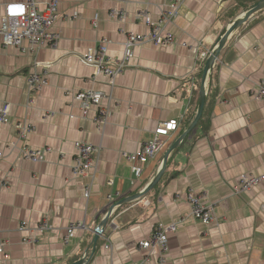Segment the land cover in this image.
<instances>
[{"label": "crops", "instance_id": "1", "mask_svg": "<svg viewBox=\"0 0 264 264\" xmlns=\"http://www.w3.org/2000/svg\"><path fill=\"white\" fill-rule=\"evenodd\" d=\"M10 1L26 0H0V19ZM47 1L36 0L38 10ZM237 1L186 0L164 27L174 42L135 46L113 86L82 56L107 40V54L120 59L126 38L149 30L138 11L157 23L171 9L170 0H59L51 30L59 34L55 44L25 41L21 51L0 40V105L9 103L10 120L0 123V264H72L86 253L84 264H157L159 248L139 241L172 223L177 228L167 232L164 264H264V182L234 191L241 175H264V99L255 95L264 69V8L231 33L214 63L217 94L207 133L195 131L169 154L150 197L119 203L151 183L187 129L194 75L222 31L245 11L232 18ZM32 73L46 82L31 89ZM87 89L111 96L101 127L82 116L74 97ZM170 120L177 129L163 137L160 152L136 177L124 154L151 141L160 123ZM16 123L31 129L21 136ZM77 141L98 148L93 173H73ZM24 146L45 150L40 161L20 157ZM188 190L212 205L213 221L191 215ZM111 208L93 250L95 229ZM42 222L49 229L39 232ZM21 223L27 228L20 230ZM76 223L84 226L69 234L67 227Z\"/></svg>", "mask_w": 264, "mask_h": 264}, {"label": "built area", "instance_id": "2", "mask_svg": "<svg viewBox=\"0 0 264 264\" xmlns=\"http://www.w3.org/2000/svg\"><path fill=\"white\" fill-rule=\"evenodd\" d=\"M171 9L161 12L160 19L157 23H152L146 13L138 11L137 16H141L145 25L149 27L147 33L129 35L123 42V55L120 59H113L107 54V40H102L93 47L87 49L82 56V61L94 67L96 74L105 75L109 79L110 86L114 85V78L122 73L125 69L126 62L133 56V49L135 46L145 42L154 45H168L174 42V35L166 31L164 27L170 23L178 15L179 7L184 4L186 0H170ZM59 0H48L43 10H38L36 0L26 1H10L4 3L3 13L0 19V40L4 46H14L21 51H26L24 42L27 41L32 46L41 47L44 45L55 44L59 34L52 32L53 24L57 18ZM211 51V50H210ZM210 51L205 57L208 56ZM40 64L39 62H37ZM46 82L43 74L32 73L28 75V83L31 89ZM256 97L264 99V69L261 77L257 81ZM75 99L79 103V107L83 117L92 119L99 127L103 126L110 115L111 108L109 105L110 95H106L101 90L87 89L78 91L74 94ZM105 99V100H104ZM105 101V102H104ZM9 120V103L0 105V123H8ZM20 135L24 136L26 132L31 129L29 124L16 123L15 125ZM176 120H170L160 123L154 131V136L151 141L144 143L140 149L133 153H125V158L130 163L132 174L139 177L145 166L156 157L164 145L163 137L170 131L177 129ZM76 156L72 171L76 175H84L86 173H93L94 171V155L98 152V148L91 143L82 141L75 142ZM14 147V145H13ZM45 150H35L27 146L19 149L20 157L33 161H40ZM2 151H0V157ZM264 182V175L255 176L250 174H243L238 177L234 185L236 193L250 190L253 187ZM86 197L89 195V190L85 193ZM186 200L190 206V213L192 216L204 222L213 221V207L206 204L204 199L193 190H188L186 193ZM84 223L70 224L67 227V232L76 227H83ZM20 230L27 228L26 223H21ZM177 225L170 224L168 226L159 225L152 235L147 240L139 241V246L147 247L150 250L159 248V255L155 257L157 264H164L162 257L166 251V244L168 243L167 232L176 231ZM36 229L39 232H44L49 229L47 222H42ZM111 245L106 244V248ZM4 251V243L0 242V253Z\"/></svg>", "mask_w": 264, "mask_h": 264}, {"label": "water", "instance_id": "3", "mask_svg": "<svg viewBox=\"0 0 264 264\" xmlns=\"http://www.w3.org/2000/svg\"><path fill=\"white\" fill-rule=\"evenodd\" d=\"M262 8H264V0H260L256 3H254L253 5L249 6L242 14H240L239 16L234 18L233 21L231 22V24L222 31V34L217 38V41H216L214 47L211 49L210 53L208 54V56L206 57V60H205V64L203 67V78H202V86L200 89V98H199V103H198V109H197V112H196L193 120L191 121V123L189 124L187 129L181 134V136L176 141H174V143L169 147V149L167 150V152L165 153V155L163 157L162 166L159 169L156 176L154 177V179L151 181V183H149L140 193H137V194H134L128 198H125L122 201H120L119 203H124V202L135 200V199L139 198L144 193L151 190L159 182V180H160V178L164 172V169L166 167L167 160L169 158V154L186 138L187 134L197 125L198 121L200 120V118L202 116V112H203V108H204L205 100H206L207 79L210 76L211 69L214 66V63L216 62V59L220 53V50L224 47L225 42L227 41V39L231 35V33L237 27H239L242 24V22H244L246 19H248L254 12H256ZM112 208L110 209V211H108L107 216L102 221V223L95 229L93 241H92V244H93L92 249L93 250L96 246V242L98 240V237L103 232V228L106 224L107 218L109 217V215L111 213ZM86 256H87V253L83 256L82 259H80L79 261H76L72 264H83L86 260L85 259Z\"/></svg>", "mask_w": 264, "mask_h": 264}, {"label": "trees", "instance_id": "4", "mask_svg": "<svg viewBox=\"0 0 264 264\" xmlns=\"http://www.w3.org/2000/svg\"><path fill=\"white\" fill-rule=\"evenodd\" d=\"M258 1H260V0H238L233 14H231V16H233L232 18L236 17V15H237L236 13L238 11L240 12V10L241 11L246 10L249 6L253 5L254 3H256ZM205 60H206V57H203V60L200 61V66L194 75V81H193L191 95H190L189 102H188V111H187L188 118H189V116H191V117H190L189 121L188 120L186 121L187 122L186 127L189 126V124L191 123L190 120H192L194 118V116L197 112V109H198V103H199V98H200V89L202 86V78H203V67L205 64ZM213 67H212V69H213ZM212 69H211L210 76L207 79V88L208 89H206V100H205V105L203 108L202 116H201L200 120L198 121L197 125L187 134V136L194 133L197 130L201 131L202 135L206 134L209 127H210L209 111H210V108H212V106H213V103H214V100L216 99V94H217L215 91H213V88H212V83H211ZM190 113H191V115H190ZM177 148H175L173 151H175ZM169 160L170 159H168V161H167L165 169L168 167ZM164 173H165V170H164ZM174 176H176V175L174 174V175H171L170 177H174ZM158 186H159V183H157L151 190L144 193L143 196L150 197L151 194L153 193V191L156 190V188ZM120 210L116 209L114 214H117ZM98 242H99V240H97L96 244H98ZM87 256H89V254ZM80 258H81V256L76 255V257H74L70 263L76 262Z\"/></svg>", "mask_w": 264, "mask_h": 264}]
</instances>
